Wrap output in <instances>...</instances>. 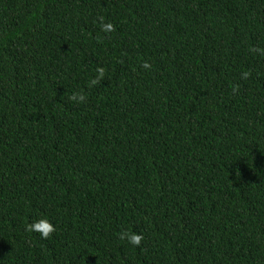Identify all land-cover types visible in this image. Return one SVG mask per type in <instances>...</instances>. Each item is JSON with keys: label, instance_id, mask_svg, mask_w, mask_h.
I'll list each match as a JSON object with an SVG mask.
<instances>
[{"label": "trees", "instance_id": "1", "mask_svg": "<svg viewBox=\"0 0 264 264\" xmlns=\"http://www.w3.org/2000/svg\"><path fill=\"white\" fill-rule=\"evenodd\" d=\"M253 48L264 0H0V264H264Z\"/></svg>", "mask_w": 264, "mask_h": 264}, {"label": "clouds", "instance_id": "2", "mask_svg": "<svg viewBox=\"0 0 264 264\" xmlns=\"http://www.w3.org/2000/svg\"><path fill=\"white\" fill-rule=\"evenodd\" d=\"M99 27L101 28V31L104 33H109L114 30L112 23L105 22V17L103 16L99 18ZM251 51L253 53H256L257 51H261V53L264 54V50L253 48L251 49ZM148 67L149 65L145 63L144 68L147 69ZM104 73H105L104 68H98L97 78L91 80L89 87H91V85L98 84L99 80L103 78ZM248 75H249L248 72L243 73L244 78H247ZM71 99L79 103V102H83L86 99V96L85 94L77 93L75 96H72ZM27 230L29 232L38 233L42 238H48L56 229L47 217H43L34 220L32 223H30L27 226ZM119 238L120 240L126 239L133 246H138L141 243V241L144 239L142 234H137L131 231L130 229L126 231H122L119 235Z\"/></svg>", "mask_w": 264, "mask_h": 264}]
</instances>
